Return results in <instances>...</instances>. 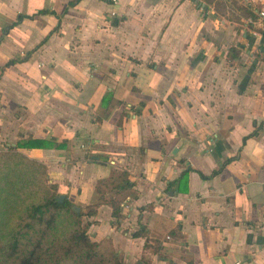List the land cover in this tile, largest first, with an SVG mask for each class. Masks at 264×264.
<instances>
[{
	"label": "crops",
	"instance_id": "crops-1",
	"mask_svg": "<svg viewBox=\"0 0 264 264\" xmlns=\"http://www.w3.org/2000/svg\"><path fill=\"white\" fill-rule=\"evenodd\" d=\"M70 1L0 0V149L66 141L21 151L124 264H264V0Z\"/></svg>",
	"mask_w": 264,
	"mask_h": 264
},
{
	"label": "trees",
	"instance_id": "trees-1",
	"mask_svg": "<svg viewBox=\"0 0 264 264\" xmlns=\"http://www.w3.org/2000/svg\"><path fill=\"white\" fill-rule=\"evenodd\" d=\"M79 0H72L74 3ZM205 7L212 0H203ZM21 15L18 16V21ZM13 61H8V66ZM111 93L106 92L100 106H105L111 101ZM100 119V117H98ZM66 141L57 142L53 137L28 135L18 140L15 146L0 149V198L3 192L7 196L14 194V184L21 175L14 174L16 171L23 173L24 169L30 171L27 176L33 177L35 184L42 189L41 198L31 193V197L22 201L18 214L22 222L17 227L11 228L0 219V264H124L114 249L110 239L93 241L88 233L90 225L85 216L94 214L98 203L86 206V210L74 209V203L64 198L58 202V186L48 182L46 166L39 160L29 157L22 149L56 147L63 148ZM106 160V155L99 156ZM19 161V162H18ZM227 159L225 162H229ZM218 171H213L216 174ZM188 173L186 169L184 176ZM202 178H206L199 172ZM35 178V179H34ZM130 186L126 173H117L97 182L96 192L100 200L108 192L116 190L123 194ZM11 188L13 192H11ZM119 196L111 199L112 216L117 220L121 217V200ZM3 199L2 201H4ZM116 225V221L114 222ZM8 240H1L6 237Z\"/></svg>",
	"mask_w": 264,
	"mask_h": 264
},
{
	"label": "rangeland",
	"instance_id": "rangeland-1",
	"mask_svg": "<svg viewBox=\"0 0 264 264\" xmlns=\"http://www.w3.org/2000/svg\"><path fill=\"white\" fill-rule=\"evenodd\" d=\"M19 162V161H18ZM27 169L23 170V173L16 171L14 174L23 175L22 178L18 179L15 182L13 188L14 194L8 195L6 192H3L0 198V219L4 221L6 225L11 228L17 227L22 222L18 218V214L20 213L19 209L22 205V201H26L31 197V193L35 194L37 197L41 198L43 191L38 187V184H35L33 177H28L27 173H29ZM48 178V174H45ZM35 179V178H34ZM11 192H13L11 188ZM5 199L4 201H2ZM8 240L6 237H1V240ZM0 244L3 245V242L0 241Z\"/></svg>",
	"mask_w": 264,
	"mask_h": 264
},
{
	"label": "water",
	"instance_id": "water-1",
	"mask_svg": "<svg viewBox=\"0 0 264 264\" xmlns=\"http://www.w3.org/2000/svg\"><path fill=\"white\" fill-rule=\"evenodd\" d=\"M63 199H64V195H63V194H59V195H58V198H57V201H58V202H62ZM73 207H74V209H75L76 211L79 210L78 206L74 205ZM135 264H145V263H143L142 261L139 260V261H137Z\"/></svg>",
	"mask_w": 264,
	"mask_h": 264
},
{
	"label": "built area",
	"instance_id": "built-area-1",
	"mask_svg": "<svg viewBox=\"0 0 264 264\" xmlns=\"http://www.w3.org/2000/svg\"><path fill=\"white\" fill-rule=\"evenodd\" d=\"M113 2H116V0H112ZM262 17H264V11H260L259 13ZM236 264V263H235Z\"/></svg>",
	"mask_w": 264,
	"mask_h": 264
}]
</instances>
